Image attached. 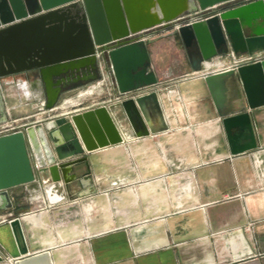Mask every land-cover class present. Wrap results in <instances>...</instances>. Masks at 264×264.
I'll use <instances>...</instances> for the list:
<instances>
[{"label": "crops", "instance_id": "obj_1", "mask_svg": "<svg viewBox=\"0 0 264 264\" xmlns=\"http://www.w3.org/2000/svg\"><path fill=\"white\" fill-rule=\"evenodd\" d=\"M159 31L145 45L157 83L124 98L157 93L160 111L147 100L142 123L131 112V124L118 102L84 105L86 94L102 95L98 79L63 91L50 112L39 111L44 96L30 72L0 80L8 119L104 104L123 138L87 154L90 194L78 196L77 182L64 184V199L51 204L36 181L8 189L0 264L42 250L52 264H264V106L250 110L257 146L232 155L220 120L244 106L243 91L235 78L209 90L204 76L238 58L218 55L202 66L176 32ZM13 218L20 220L16 236Z\"/></svg>", "mask_w": 264, "mask_h": 264}, {"label": "water", "instance_id": "obj_2", "mask_svg": "<svg viewBox=\"0 0 264 264\" xmlns=\"http://www.w3.org/2000/svg\"><path fill=\"white\" fill-rule=\"evenodd\" d=\"M231 0H0V80L15 73H31L32 86L42 91L44 105L52 111L70 81L87 84L99 78V61L108 62L120 92L155 85L146 42H108L145 29L167 28L175 19ZM184 48H192L204 66L218 55L243 56L264 50V0L231 3L203 20L175 30ZM108 49V50H107ZM99 53V56H97ZM209 90L219 79H233L244 102L235 113L221 117L232 155L257 146L251 111L264 106V58L234 63L229 69L205 74ZM160 111L158 95L147 92L117 103L132 124L131 112L142 123L147 100ZM9 109L0 83V124ZM151 130V129H150ZM152 131V130H151ZM149 131L137 135H147ZM119 126L110 109L100 105L83 111L63 112L36 119L22 130L0 136V211L10 208L8 189L38 182L51 204L64 199V184L76 181L78 196L94 191L87 154L121 143ZM28 148L30 155L28 154ZM82 167L85 168L81 169ZM58 191V192H56ZM62 191V192H61ZM19 218L10 226L16 236ZM26 252V247L19 249ZM0 255V262L3 261ZM14 264H52L49 251L21 255Z\"/></svg>", "mask_w": 264, "mask_h": 264}, {"label": "built area", "instance_id": "obj_3", "mask_svg": "<svg viewBox=\"0 0 264 264\" xmlns=\"http://www.w3.org/2000/svg\"><path fill=\"white\" fill-rule=\"evenodd\" d=\"M248 1H252V0H231L229 2L217 3V5L207 7L202 10H197L195 12L189 13L188 15L175 19L165 30H169V31L171 30L174 32L175 30L178 29V27L191 23L193 21L203 20L204 18L211 16L214 13H217V11L220 10L221 8L231 5V3L245 4ZM159 28H162V27L159 26L158 28L145 29L144 31L130 34L129 36L123 39H119V40L117 39L115 41L108 42L107 44L108 49H112L118 46L119 45L118 42H120L121 44L124 42L130 43L132 41H143L144 42L146 39H149L153 36H156V34H159V32H161V31H158ZM97 56H99V53H97ZM230 57L238 58V60L236 61V64L260 61L262 60V58H264V50L255 52L253 54H248V55H243V56H238V57L230 53ZM98 66H99L100 76L97 81V85L100 87L102 92H105L106 96L104 100L112 101L116 103L123 100L130 92H120L117 89L116 81L113 78V72H112L111 65L108 62L105 63L104 61H99ZM141 88L142 87L138 89H141ZM43 105L44 103H42L41 107H43ZM35 121L36 120H30L29 122L20 123L18 118L8 119L7 121L0 124V136L4 134L15 133V131H20L22 130V127L24 124H30V123L33 124ZM5 221L9 222V220H7L6 217H3V219H0V223H3ZM12 262L14 263V260Z\"/></svg>", "mask_w": 264, "mask_h": 264}, {"label": "rangeland", "instance_id": "obj_4", "mask_svg": "<svg viewBox=\"0 0 264 264\" xmlns=\"http://www.w3.org/2000/svg\"><path fill=\"white\" fill-rule=\"evenodd\" d=\"M159 29H166V28H159ZM158 29V31H159ZM99 79V78H98ZM90 83V82H89ZM88 84V83H87ZM87 84H84L82 86H87ZM74 94V93H73ZM73 94L70 95L69 97V101H71L73 103V101L75 100V98L73 97ZM102 96V97H101ZM105 92H102V95H92V93H88L84 96V99H83V104L86 105L88 104L89 102L93 101V100H102V98L105 99ZM90 178L92 179V182H93V176L90 175ZM76 181H73V182H70V183H75ZM69 184V183H68ZM43 193V192H42ZM44 195V193H43ZM31 198V197H30ZM19 230V229H18ZM20 239H21V235H20Z\"/></svg>", "mask_w": 264, "mask_h": 264}, {"label": "flooded vegetation", "instance_id": "obj_5", "mask_svg": "<svg viewBox=\"0 0 264 264\" xmlns=\"http://www.w3.org/2000/svg\"><path fill=\"white\" fill-rule=\"evenodd\" d=\"M74 85H84V83L82 82V81H76V82H72V81H70L69 82V88H72Z\"/></svg>", "mask_w": 264, "mask_h": 264}]
</instances>
